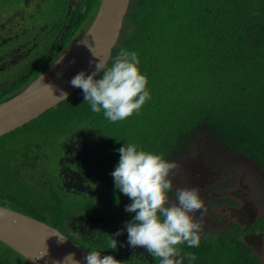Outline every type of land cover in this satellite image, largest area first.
Segmentation results:
<instances>
[{
    "label": "trees",
    "instance_id": "obj_1",
    "mask_svg": "<svg viewBox=\"0 0 264 264\" xmlns=\"http://www.w3.org/2000/svg\"><path fill=\"white\" fill-rule=\"evenodd\" d=\"M80 4L82 12L77 11L45 66L67 49L69 39L88 31L101 0H82ZM121 49L137 53L140 72L148 80L150 99L138 112L110 122L103 110L91 111L80 89L28 126L37 125L34 131L44 135L57 131L65 135L79 125L101 124L100 133L109 134L112 140L122 145L134 143L138 150L162 155L167 161L170 156L182 158L191 149L200 151L202 139L223 155L244 156L264 170V0H131L107 67ZM27 80L10 86L8 94L15 95ZM105 148L111 150L109 165L114 164L109 170L113 172L120 154L109 144ZM6 184L14 181L0 173V194L11 198L0 206L66 234L67 204L58 200V193L26 197L22 190L5 189ZM116 190L123 202L117 212L129 215L125 206L132 201ZM130 214L131 218L135 215ZM205 249L203 256L212 259L215 249L213 255ZM0 264L29 263L0 242Z\"/></svg>",
    "mask_w": 264,
    "mask_h": 264
},
{
    "label": "flooded vegetation",
    "instance_id": "obj_2",
    "mask_svg": "<svg viewBox=\"0 0 264 264\" xmlns=\"http://www.w3.org/2000/svg\"><path fill=\"white\" fill-rule=\"evenodd\" d=\"M6 1L0 0V105L23 93L87 32L78 39H69L67 49L45 66L46 58L62 41L77 11L82 12V0H17L11 6L4 5ZM42 68L45 69L39 73ZM25 78L27 82L20 85L16 94L9 95L8 88ZM32 122L3 136L17 135L6 147L0 146V173L14 181L13 185L6 184L5 189L22 190L26 197L31 194L38 198L55 191L61 196L58 200L67 204L64 210L66 234H63L75 243L88 251L100 252L102 257L112 255L122 264H160L159 258L150 255L145 248L128 244L125 224L132 220L131 214L117 212L118 207L101 202L104 190L115 184L109 170L111 151L100 144L99 134L79 125L58 138L51 136L56 132L33 136L37 125L29 127ZM30 130L33 134L27 135ZM177 158L168 159L179 166L168 193L169 204L176 203L177 188H195L206 209H202L199 246L189 247L186 242L177 245L179 255L194 254L196 260L192 264H264V170L249 159L252 167L240 166L244 171L236 173L233 164L221 168L214 164L203 169L187 159ZM49 159L55 164L53 180L46 178L44 163ZM233 176L238 177L242 186L238 192L234 189ZM223 178L225 180L221 181ZM87 199L90 201L83 208L77 205V201ZM240 199L244 206L238 204ZM10 200L0 194V203ZM193 215L199 218L201 212ZM121 230V235H114ZM112 238L118 241L115 250L110 248ZM205 248L212 255V248L215 249L212 259L203 256ZM184 264H189L187 259Z\"/></svg>",
    "mask_w": 264,
    "mask_h": 264
},
{
    "label": "clouds",
    "instance_id": "obj_3",
    "mask_svg": "<svg viewBox=\"0 0 264 264\" xmlns=\"http://www.w3.org/2000/svg\"><path fill=\"white\" fill-rule=\"evenodd\" d=\"M75 63V60L72 61ZM98 60L95 71L79 72L70 80V85L82 89L84 100L91 111L103 114L110 122L124 120L138 112L150 93L147 77L141 74L137 53L121 49L110 67ZM100 73L102 78L97 79ZM52 89L51 85H48ZM62 97L67 93L61 92ZM120 159L111 176L115 188L132 201L125 211L135 213L126 222L128 244L139 246L160 264H189L196 260L194 254L179 255L177 245L185 242L189 247H198L203 226V201L195 188H177L176 203L169 204L168 193L173 188V178L178 170L176 162H169L162 155L138 150L134 143L118 149ZM206 211V209H203ZM201 212L196 218L193 214ZM2 215V213H0ZM123 230L115 233L121 235ZM64 238H61L63 242ZM118 241L111 239L110 248L117 249ZM46 255V253H45ZM44 255V256H45ZM86 264H122L112 255L101 256L98 251H88L83 257ZM63 264H80L74 253H69Z\"/></svg>",
    "mask_w": 264,
    "mask_h": 264
},
{
    "label": "water",
    "instance_id": "obj_4",
    "mask_svg": "<svg viewBox=\"0 0 264 264\" xmlns=\"http://www.w3.org/2000/svg\"><path fill=\"white\" fill-rule=\"evenodd\" d=\"M130 4L131 0H101L95 20L78 43L23 93L0 105V138L40 118L45 112L79 91V88L70 85V80L79 72L91 74L96 70L95 64L98 60L106 62L105 67L109 65ZM64 60L67 61L59 71L49 80L41 82ZM48 85H51L52 89ZM62 91L67 93L66 97L61 96ZM190 153L192 149L182 158H188ZM196 153L199 155L200 151ZM196 162L195 164L203 169L209 167L202 164V160ZM0 213V242L22 256L29 264H63L69 253H74L80 264H86L83 257L88 250L58 229L2 206ZM61 238H64L63 242Z\"/></svg>",
    "mask_w": 264,
    "mask_h": 264
},
{
    "label": "rangeland",
    "instance_id": "obj_5",
    "mask_svg": "<svg viewBox=\"0 0 264 264\" xmlns=\"http://www.w3.org/2000/svg\"><path fill=\"white\" fill-rule=\"evenodd\" d=\"M4 1H6V0H4ZM16 1L17 0H7L4 5L11 6V5L15 4ZM4 8H5V6L2 7V10ZM126 18H127V16H126ZM124 24H125V21H124ZM99 127L102 128L101 124H99ZM99 127L94 126V127H89L87 129H89L92 132H95V131L98 132V134H99L98 138H102V141H100V144L103 143L104 149H106L105 148L106 144H109L111 147L117 148V151H118V149L123 146L122 142H119V140H117V141L112 140L113 138L110 137L109 134H108V136H105L104 134L100 133L101 131L99 130ZM25 131H26V129L23 130L22 133H24ZM62 133L64 134V131H62ZM31 134H33V130H30L27 132V135H31ZM36 134H38L40 136L39 132L33 134V136ZM60 134H61V131H57L56 133L52 134L51 136H55L54 138H58V137H61ZM16 136L17 135L0 138V146L6 147L9 144L10 140ZM200 142H201V148H200L199 155L196 153V151H192V153H190L188 158H186L189 162L197 163L196 161L202 160V164H204V165L211 166L212 164H215V167H219V168L225 167L226 164H233V165H235L234 166L235 170H237L236 173H239L241 170L244 171V169L240 166H243L244 168H246L248 166L252 167L250 165V162L247 159L236 157L238 155H235V156L223 155L222 153H220V152H222V150L218 149L220 151V152H218L217 148L215 146H212L209 142H208L209 145L202 139H200ZM23 143H26V140ZM138 146L139 145H137V148H138ZM212 147H214V149ZM109 151H111V150H109ZM48 155H51L50 152H48ZM119 158H120V155L117 156V158H116L117 160L115 161V163L119 162V160H118ZM252 163L254 164L253 161H252ZM113 164L114 163L110 164L109 167H111ZM44 165H45L46 173L48 174L47 177H46V175H44V176L47 179L49 178V179L53 180L52 169L55 168V164L52 165L51 160L49 159L47 162L44 163ZM32 177H34V174H32ZM224 180H225V178L221 179V181H224ZM232 181L234 182L235 191L238 192V190L242 188L238 177L234 178V176H233ZM102 196H101L102 197L101 202H105L114 208L120 207L123 204V202L121 201V198L118 196V191L114 188H107L106 190H104V195L102 194ZM101 197H98V199H100ZM89 201L90 200H88V199L85 201H77V205L83 208V206L86 203H88ZM238 204H240V205L242 204V206H244L245 203L243 202V200L240 199V200H238ZM226 264H232V263L227 262Z\"/></svg>",
    "mask_w": 264,
    "mask_h": 264
},
{
    "label": "bare ground",
    "instance_id": "obj_6",
    "mask_svg": "<svg viewBox=\"0 0 264 264\" xmlns=\"http://www.w3.org/2000/svg\"><path fill=\"white\" fill-rule=\"evenodd\" d=\"M76 52H77V49H76ZM66 61H67V60H64L63 62H61L60 64H58V65L55 67V69L52 70V71H50V72L47 74V76H46L41 82H45V81L49 80V78H50L54 73H56L57 71H59V70L62 68L63 64H64Z\"/></svg>",
    "mask_w": 264,
    "mask_h": 264
}]
</instances>
